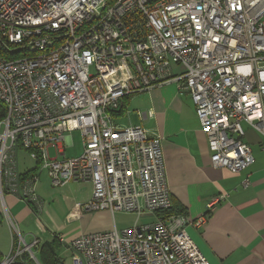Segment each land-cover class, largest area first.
Masks as SVG:
<instances>
[{"label": "built area", "instance_id": "obj_1", "mask_svg": "<svg viewBox=\"0 0 264 264\" xmlns=\"http://www.w3.org/2000/svg\"><path fill=\"white\" fill-rule=\"evenodd\" d=\"M169 83L192 98L213 166L250 169L244 124L264 150V0H0V212L18 237L1 264L24 253L38 264L39 241L26 244L6 197L41 208L42 171L55 188L91 184L84 212L137 217L62 238L74 264H211L188 233L206 217L172 212L164 137L115 124L127 98ZM77 131L83 153L66 158L61 144ZM23 154L36 164L29 176Z\"/></svg>", "mask_w": 264, "mask_h": 264}, {"label": "crops", "instance_id": "obj_2", "mask_svg": "<svg viewBox=\"0 0 264 264\" xmlns=\"http://www.w3.org/2000/svg\"><path fill=\"white\" fill-rule=\"evenodd\" d=\"M141 94L143 100L136 103L139 109H133L140 124L130 126L140 125L164 137L166 173L176 213L179 211L192 221L206 217L203 226L188 229L202 253L211 264H264V150L261 136L244 124V142L251 146L255 158L254 165L246 172L233 174L215 168L207 136L202 131L190 95L180 92L175 83ZM131 98L125 100L117 119L126 115L131 122L133 115L128 113L133 102ZM141 111H153L155 117L141 121L137 115ZM72 144L67 135L61 144L66 158L70 157L66 155L65 146ZM52 150L55 155V149ZM21 171L28 176L34 173L28 168ZM247 176L251 184L244 187ZM48 178L47 173L37 188L41 208L30 207L12 195L6 197V202L26 244L31 245L35 240L39 245L50 243L54 246L58 264H68L66 256L63 258L59 252L62 247L66 253L72 252L61 239L70 242L84 234L118 230L117 214L83 211L84 204L92 197L91 184L73 182L55 188ZM16 239L18 237L0 212V260L15 254ZM71 261L70 264H74L73 259ZM37 262L40 264L38 259Z\"/></svg>", "mask_w": 264, "mask_h": 264}, {"label": "rangeland", "instance_id": "obj_3", "mask_svg": "<svg viewBox=\"0 0 264 264\" xmlns=\"http://www.w3.org/2000/svg\"><path fill=\"white\" fill-rule=\"evenodd\" d=\"M142 95L143 94L131 96L132 97L131 100L133 102H132V104L130 103V107H129V110H128V113H130L131 115H133V109H139V107L136 105V103L141 102L143 100V97H141ZM141 112H143V111H141ZM121 118L122 119L115 118V124L116 125H118V126L120 125L121 127H128V126H130V124H133V125L134 124H140L139 123V119L136 116H134V115L131 117V122L128 119V117H126V115L121 116ZM68 135H69V137H71V140L73 141V144L70 145V146H65L67 157L71 158V157H78V156L82 155V153H83V148L82 147L83 146H82L81 133L79 131H77V132H73V133L68 134ZM50 153H51L52 156H55L52 149L50 150ZM21 160H22V162H21V169L22 170H26L27 168L28 169H33V168L36 167L35 162L32 161L31 159H29L28 156L25 155V154L22 155ZM42 172L40 174V178H39V181H38L37 188L39 187V184L41 183V178L44 179L47 176V173H46L47 171L46 172L44 171L43 173ZM115 219H116V225H117L118 230H122L124 228H130V227L135 226L137 217L133 216V215L124 214V213H118L116 215ZM148 220L153 221L154 218L153 217H144V218L141 219L140 223L141 224L142 223H147ZM59 253H60V255L63 258L66 256L65 259H66V262L68 264L72 263V261H71L72 260V253L71 254L66 253L64 247H62L60 249Z\"/></svg>", "mask_w": 264, "mask_h": 264}, {"label": "trees", "instance_id": "obj_4", "mask_svg": "<svg viewBox=\"0 0 264 264\" xmlns=\"http://www.w3.org/2000/svg\"><path fill=\"white\" fill-rule=\"evenodd\" d=\"M172 212H176V210L172 209ZM171 212V213H172ZM177 213H180L177 211ZM35 249V250H34ZM33 249V252L40 264H58L59 260L55 254L54 246L50 243H45L44 245L40 244L36 248ZM14 264H36L34 260L30 258L28 253H24Z\"/></svg>", "mask_w": 264, "mask_h": 264}, {"label": "water", "instance_id": "obj_5", "mask_svg": "<svg viewBox=\"0 0 264 264\" xmlns=\"http://www.w3.org/2000/svg\"><path fill=\"white\" fill-rule=\"evenodd\" d=\"M0 264H1V260H0Z\"/></svg>", "mask_w": 264, "mask_h": 264}]
</instances>
